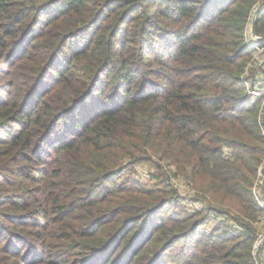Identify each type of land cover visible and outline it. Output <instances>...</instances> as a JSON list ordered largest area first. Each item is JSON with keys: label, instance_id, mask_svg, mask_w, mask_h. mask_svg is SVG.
Instances as JSON below:
<instances>
[{"label": "trees", "instance_id": "1", "mask_svg": "<svg viewBox=\"0 0 264 264\" xmlns=\"http://www.w3.org/2000/svg\"><path fill=\"white\" fill-rule=\"evenodd\" d=\"M262 4L0 0V264H260Z\"/></svg>", "mask_w": 264, "mask_h": 264}, {"label": "rangeland", "instance_id": "2", "mask_svg": "<svg viewBox=\"0 0 264 264\" xmlns=\"http://www.w3.org/2000/svg\"><path fill=\"white\" fill-rule=\"evenodd\" d=\"M252 20H253V17H252ZM250 31L252 33V22H251V26H250ZM252 37H253L254 41H256V38L253 36V34H252ZM256 46L257 45L255 43V47ZM254 57H255V60H257V63L261 66V63L264 61V49L263 48H260V50H255ZM262 68L264 69V67H262ZM259 93H261V92H259V91H252L251 92V94H253V96H255V97H258V95H260ZM130 171H131V177L132 178L138 179L141 182L146 183V184H149V185H154V183H156L157 180L154 179L153 176L156 173H159L157 171V169L155 168V166L152 165L151 163H148V162H142L141 164L133 165L131 167V170ZM167 171H168V178H169L168 181H169V183H171L173 185L174 182L172 183V179H174V180L176 179L177 180V177L174 178V172H175V170H174L173 166H169L167 168ZM263 181L264 180L262 179V181H261L262 187H263ZM174 185L176 186V183H174ZM178 188H179L180 195L184 199H186L188 195L194 194V191L191 188V186L187 182H185L183 179L179 181ZM257 194L259 196V199H261L264 202V199H263V197L260 196V193L258 192V190H257ZM189 201H190V199L184 201V203L186 205H188ZM164 211H166V209ZM263 225H261V227ZM263 228H264V226H263ZM261 244H263V243H261ZM180 245L181 244H179L177 247H179ZM259 258L262 260L264 258V253H263V258H261L260 252H259ZM258 261H259V259H258ZM262 264H263V260H262Z\"/></svg>", "mask_w": 264, "mask_h": 264}, {"label": "water", "instance_id": "3", "mask_svg": "<svg viewBox=\"0 0 264 264\" xmlns=\"http://www.w3.org/2000/svg\"><path fill=\"white\" fill-rule=\"evenodd\" d=\"M263 7H264V4L260 5L259 7H257V9H255L254 14H253V20H252V34L258 42L263 41L264 37H257L256 36V34H255V23H256L257 16ZM261 66L264 67V61L261 63ZM263 199H264V181H263ZM262 243H264V240L262 241ZM261 246H262V244L260 245V247ZM260 247H259L256 255H257V258L259 259V263L262 264V260L259 258Z\"/></svg>", "mask_w": 264, "mask_h": 264}, {"label": "built area", "instance_id": "4", "mask_svg": "<svg viewBox=\"0 0 264 264\" xmlns=\"http://www.w3.org/2000/svg\"><path fill=\"white\" fill-rule=\"evenodd\" d=\"M256 50H260V48H259V46H256ZM255 93V92H254ZM260 94V93H259ZM175 178V177H174ZM172 182H174V183H176V186L178 187V183H179V180L177 179H172ZM179 189V188H178ZM256 195H257V199H258V201H259V203H260V205L262 206V207H264V202L261 200V199H259V196H258V194L256 193ZM188 197V196H187ZM189 202H191V201H189ZM189 205L190 204H192V203H188ZM192 208H193V210L194 211H196V210H198L199 209V203H194L193 204V206H191ZM208 226V225H207ZM210 229H211V227L209 226L208 227V229H207V232H209L210 231ZM264 240V233L262 232L260 235H259V239L257 240V243H256V245H255V247L256 248H259L260 247V245H261V243H262V241ZM261 242V243H260Z\"/></svg>", "mask_w": 264, "mask_h": 264}]
</instances>
